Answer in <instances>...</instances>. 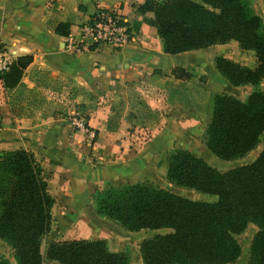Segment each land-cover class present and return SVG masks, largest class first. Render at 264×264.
Returning a JSON list of instances; mask_svg holds the SVG:
<instances>
[{"label": "crops", "instance_id": "1", "mask_svg": "<svg viewBox=\"0 0 264 264\" xmlns=\"http://www.w3.org/2000/svg\"><path fill=\"white\" fill-rule=\"evenodd\" d=\"M141 1L0 0V50L10 58L32 55L18 85L8 89L0 81V151L23 148L40 163L53 197L48 231L53 240L101 237L110 245L108 240L127 231L97 211L94 195L100 188L145 181L177 193L181 187L165 175L168 154L185 148L202 157L213 93L238 88L213 66L215 55L230 57L224 48L231 41L238 47L235 40L166 53L152 12L136 9ZM248 3L263 16V0ZM97 6L113 9L130 26L136 22L132 38L120 46L66 48L67 37L77 34L78 24ZM58 22L68 23V34L54 30ZM173 67L190 75L177 77ZM42 88L60 102L50 111L37 106ZM76 108L84 109L91 140L68 121ZM250 237L233 261L222 264H247ZM6 248L0 239V255L8 258Z\"/></svg>", "mask_w": 264, "mask_h": 264}, {"label": "trees", "instance_id": "2", "mask_svg": "<svg viewBox=\"0 0 264 264\" xmlns=\"http://www.w3.org/2000/svg\"><path fill=\"white\" fill-rule=\"evenodd\" d=\"M264 2V0H263ZM136 9L151 11L162 50L188 49L236 41L250 49L255 64L248 66L223 55L213 66L231 85L255 84L264 79V26L248 0H142ZM135 29L136 22L131 24ZM57 33L68 34V23L58 22ZM89 46H92L90 44ZM30 53L17 54L0 69L5 88L20 82ZM177 77L190 73L173 67ZM264 132V89H252L240 99L214 92L205 128V146L214 155L230 159L243 155ZM166 177L176 185L215 195L193 199L151 183L126 182L96 190L97 211L129 230L167 227L141 240L142 264H222L240 253L234 237L248 223L256 226L250 237L247 264H264V144L249 162L223 170L185 148L167 156ZM53 197L48 193L40 163L23 148L0 151V239L15 264H42L44 256L61 264H128L125 255L107 247L104 238L53 240L49 234ZM0 264H9L0 255Z\"/></svg>", "mask_w": 264, "mask_h": 264}, {"label": "rangeland", "instance_id": "3", "mask_svg": "<svg viewBox=\"0 0 264 264\" xmlns=\"http://www.w3.org/2000/svg\"><path fill=\"white\" fill-rule=\"evenodd\" d=\"M253 7H255V9L258 10L257 4H253ZM261 19L264 24V13ZM262 31L264 32V26L262 28ZM224 51L228 54V56H230L229 58L238 60L241 62V64L251 65V66L255 64V57L253 53L246 49H240L238 47H235L232 41L224 48ZM232 86L238 87V88L237 89H227V93L232 94L242 99L252 89H264V79H261L255 84L244 83L241 85H232ZM55 96H56L55 92H51L49 90L46 91L45 89L42 88L41 93L36 95V97H40V98L42 97V100L40 99L41 101L40 100L36 101L37 106L40 108L42 107V110L50 111L51 110L50 106L57 105L60 103L58 100H56ZM70 102H75V99H71ZM76 111H78L79 115H84V109L82 110L79 108L73 109L71 111V114ZM263 144H264V132L260 134L258 141L255 143V145L241 156L230 158V159H224V158H220L214 155L207 149L206 151L204 150V152H202V158L209 164L215 166L217 169L223 170V169H226V168L238 165V164L251 161L256 156L257 152L260 150ZM176 186L181 187V189H176L177 194L179 195L181 194L183 196L193 198V199H204V200L215 199L214 194L201 192V191H198V190L186 187V186H182V185H176ZM252 225L254 224L253 223L247 224V226L242 232L234 235L240 247L245 246V244L248 241V237L253 234V233L251 234V231H253ZM77 227H79V225H77ZM120 230H124V229L120 228ZM126 230L127 231L126 232L124 231V233L122 231L120 232L121 234L120 237H116V240H115L117 241L116 243L115 241L108 240V242H110V245L107 244V247L108 248H111L112 246L117 247L118 249L117 251H120L125 255L128 264H139L140 252H139L138 247H139L141 240L150 237L154 233L165 232V231H168L169 229L167 227H159V228H140L138 230H129V229H126ZM43 239L40 241V252L42 256V264H61L57 262L56 260L48 259L44 256L46 247H45V242ZM4 251H5L4 253L8 255V258L11 259L9 248L8 249L6 248ZM10 262H11L10 264H15V261H13L12 259Z\"/></svg>", "mask_w": 264, "mask_h": 264}, {"label": "built area", "instance_id": "4", "mask_svg": "<svg viewBox=\"0 0 264 264\" xmlns=\"http://www.w3.org/2000/svg\"><path fill=\"white\" fill-rule=\"evenodd\" d=\"M132 31L131 26L113 9L97 6L78 24L77 34L67 37L65 44L66 48L74 52L97 43L120 46L132 38ZM10 59L8 54L0 50V69L5 68ZM68 121L86 132L90 140L93 138V130L85 124L83 115H79L78 111L70 113Z\"/></svg>", "mask_w": 264, "mask_h": 264}]
</instances>
